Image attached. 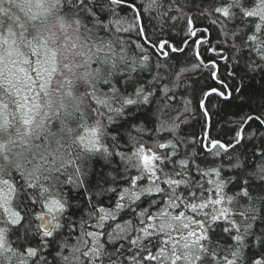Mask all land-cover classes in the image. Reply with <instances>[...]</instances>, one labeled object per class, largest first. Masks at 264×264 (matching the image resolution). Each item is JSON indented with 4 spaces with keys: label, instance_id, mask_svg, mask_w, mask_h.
Wrapping results in <instances>:
<instances>
[{
    "label": "snow or ice",
    "instance_id": "1",
    "mask_svg": "<svg viewBox=\"0 0 264 264\" xmlns=\"http://www.w3.org/2000/svg\"><path fill=\"white\" fill-rule=\"evenodd\" d=\"M209 3L207 14L230 47L227 39L213 45L192 18L179 45L159 39L144 20H177L163 0H72L70 8L105 31L135 33V50L116 36L112 55L121 64L93 88L103 128L86 152L58 164L64 145L53 139L30 161L27 177L0 174V191L11 193L0 203L7 264H264V190L247 175L249 153L264 159V0ZM189 48L200 76L191 85L179 74L167 81L161 69ZM181 87L183 112L164 119ZM233 113L239 123L228 139L214 137L212 117ZM258 175L264 189V167ZM73 209L82 211L79 221Z\"/></svg>",
    "mask_w": 264,
    "mask_h": 264
},
{
    "label": "trees",
    "instance_id": "2",
    "mask_svg": "<svg viewBox=\"0 0 264 264\" xmlns=\"http://www.w3.org/2000/svg\"><path fill=\"white\" fill-rule=\"evenodd\" d=\"M163 2L165 10L171 5L169 15L177 16L176 21L165 17L164 22L161 23L157 18L149 20L147 15L144 20L145 24L150 23V32L155 30L159 34V39L166 38L179 45L187 30L188 18H192L194 26L208 29V32L203 35L211 39L213 45L222 48L223 43L218 44V41L223 42L227 39L228 46H231V38H226L217 25L211 22L212 17L207 14L210 10L209 0H163ZM71 3L72 0H0V174L9 178L17 172L25 174L27 177L32 167L30 161L34 160L37 154L48 150L50 140L61 141L64 145L61 154L57 156L58 164L61 160L66 162L68 156L77 150L87 151L86 145L92 141L96 130L103 128L100 118L96 116L92 108L94 103L93 88H99L105 77L118 71L121 64L118 56L112 55L119 45L116 36H120L127 42L130 52L135 50V44L132 43L137 39L135 33H116L115 26L110 32H107L93 21L88 20L85 13L70 8ZM120 15L130 18L128 11L121 12ZM155 15L152 13L153 17ZM109 18L111 19V17ZM55 19L73 25L76 41L82 50L84 61H82L83 67L80 72L84 69H87L88 72L85 76H80L82 80L78 84L76 83L77 85L70 87L69 91L65 92L63 89H59L56 96L51 95L50 98H56L55 105L57 107H52L47 114L42 113L43 119H45L44 123H39L26 145L18 146L12 141L15 133V129L11 128L12 111L17 110L16 116H19V121L15 120L16 124L27 123L24 115L18 113L21 110L26 113L25 108L30 113L32 107H39L48 99L49 95L45 96L44 93L56 73L53 70L56 59L55 50L45 38V26L41 28L42 25ZM186 51L187 55L175 54L176 59L169 62L168 71L161 69L167 81L175 80L179 74V81L182 85H191L200 76L199 71L192 70L194 62L192 49L189 48ZM144 75L151 78L147 73ZM258 80L259 78H257V87H259ZM183 90V87L177 89L174 94L175 100L169 102L174 105V108L166 110L167 115L163 117L164 119L183 112V99L187 98L180 95ZM61 96L60 102L64 103V108H59L58 105ZM153 107L155 110V105ZM156 115L160 116V113H156ZM185 115L188 114L184 113L180 119H184ZM212 120L214 122L212 135L225 140L228 139L229 128L239 123V118L234 113L224 114L222 117L213 116ZM85 129H90V131L85 133ZM193 131L198 134L200 132L199 125ZM80 136L84 138L83 144L80 141ZM8 138L10 141H7ZM13 146L16 147L13 149ZM65 150L67 155H64ZM3 151H5V155L2 154ZM117 162L119 163V160ZM247 163L250 168V171L247 172L248 179L252 181L253 185H257L258 190H264L259 189L258 185V173L260 168L264 167V159L253 157L249 153ZM95 170L101 171L99 164L95 165ZM238 188L239 185L231 188L230 191L235 192ZM6 193L9 194V197L5 201L3 194ZM71 195L73 201H83L84 199L75 193ZM10 199L11 193L7 189L0 191L2 205H7ZM108 199L107 196L103 197L105 203ZM72 211L75 213V219L79 221L82 211L76 209ZM5 214L8 215L7 212ZM1 242L4 246L8 243L6 224L0 229ZM17 243L19 244V241ZM0 264H7L6 256L0 257ZM12 264H17V260L14 259ZM59 264H63V261H59Z\"/></svg>",
    "mask_w": 264,
    "mask_h": 264
},
{
    "label": "rangeland",
    "instance_id": "3",
    "mask_svg": "<svg viewBox=\"0 0 264 264\" xmlns=\"http://www.w3.org/2000/svg\"><path fill=\"white\" fill-rule=\"evenodd\" d=\"M44 26L45 38L51 45H53L55 50L54 53L56 55V59L54 60L55 66H53V70H55L56 73L54 74V77H52L49 88H46V93H44L45 96L49 95L48 99L39 107H32V109H30V113H28L29 110L26 108L24 109L26 113L22 112V110L18 113L19 115L20 113L24 115L27 123L22 122L21 125L16 124L15 120L19 121V116H16L17 110L12 111L13 117L11 119V128L13 127L15 129L14 139L12 141L18 146H23V144L26 145L27 140L33 136L35 129L39 126V123H44L45 119H43L42 113L47 114L52 107H57L55 105L56 98H50L51 95L56 96L59 89H63L65 92L69 91V88L75 86L76 83L78 84L82 80L81 77L85 76L88 72L87 69L80 72V69L83 67L82 50L79 48L76 41V33L73 25L71 23L61 21L60 19H55L45 25H42L41 28ZM61 100L62 96L59 98V108H64V103L60 102ZM7 141H10L9 138ZM14 147L16 146H13V149ZM4 152L5 151H3L2 154L5 155ZM3 197L6 201L9 194H3ZM7 214H10V210Z\"/></svg>",
    "mask_w": 264,
    "mask_h": 264
}]
</instances>
